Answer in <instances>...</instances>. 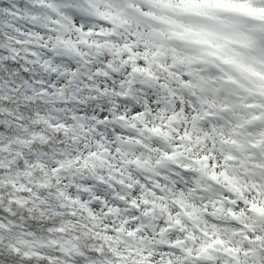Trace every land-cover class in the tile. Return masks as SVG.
Segmentation results:
<instances>
[{
	"label": "clouds",
	"instance_id": "clouds-1",
	"mask_svg": "<svg viewBox=\"0 0 264 264\" xmlns=\"http://www.w3.org/2000/svg\"><path fill=\"white\" fill-rule=\"evenodd\" d=\"M0 264H264V0H0Z\"/></svg>",
	"mask_w": 264,
	"mask_h": 264
}]
</instances>
